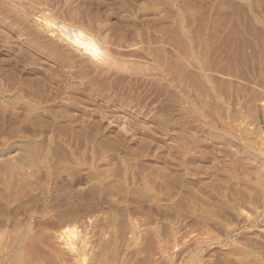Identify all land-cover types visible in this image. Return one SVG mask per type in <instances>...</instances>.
<instances>
[{"label":"rangeland","instance_id":"obj_1","mask_svg":"<svg viewBox=\"0 0 264 264\" xmlns=\"http://www.w3.org/2000/svg\"><path fill=\"white\" fill-rule=\"evenodd\" d=\"M263 136L264 0H0V264H264Z\"/></svg>","mask_w":264,"mask_h":264},{"label":"bare ground","instance_id":"obj_2","mask_svg":"<svg viewBox=\"0 0 264 264\" xmlns=\"http://www.w3.org/2000/svg\"><path fill=\"white\" fill-rule=\"evenodd\" d=\"M46 24V23H45ZM95 45H93V46H91V48H93ZM90 50V49H89ZM163 62V61H162ZM158 63V62H157ZM114 65V64H113ZM160 65V64H159ZM162 66V65H161ZM163 71V70H162ZM151 75V74H150ZM152 76V75H151ZM153 77V76H152ZM162 87V86H161ZM165 87V86H164ZM164 87H162V88H164ZM263 139H264V136H263ZM14 218V217H13ZM13 222V221H12ZM15 239V238H14ZM36 255V254H35ZM96 256V255H95ZM25 260H26V258H25ZM104 260V259H103ZM13 261V260H12ZM11 261V262H12ZM16 261V260H15ZM27 261V260H26ZM102 262H104V261H102ZM18 263V262H17ZM14 264V263H13ZM25 264V263H24ZM36 264V263H35ZM103 264V263H102ZM107 264V263H106Z\"/></svg>","mask_w":264,"mask_h":264}]
</instances>
